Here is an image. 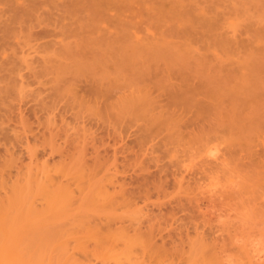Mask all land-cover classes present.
Instances as JSON below:
<instances>
[{
    "label": "rangeland",
    "instance_id": "obj_1",
    "mask_svg": "<svg viewBox=\"0 0 264 264\" xmlns=\"http://www.w3.org/2000/svg\"><path fill=\"white\" fill-rule=\"evenodd\" d=\"M94 223H123L118 262L148 242L135 263L245 264L264 243V0H0V264L118 263Z\"/></svg>",
    "mask_w": 264,
    "mask_h": 264
},
{
    "label": "bare ground",
    "instance_id": "obj_2",
    "mask_svg": "<svg viewBox=\"0 0 264 264\" xmlns=\"http://www.w3.org/2000/svg\"><path fill=\"white\" fill-rule=\"evenodd\" d=\"M213 148H214V147L210 148V149L212 150V153H211V154L213 155V156H211V158H214V159L217 158V159H218V157L216 156V155H217L216 152H218V151H217L218 149L216 150V147H215L214 149H213ZM209 154H210V153H209ZM214 156H215V157H214ZM218 156H219V155H218ZM37 164H38V163H37ZM37 164H36V165H37ZM46 164H48V163L46 162ZM47 166H48V165H47ZM38 167H39V166L37 165V168H38ZM40 167H41V166H40ZM42 167H43V166H42ZM48 167H49V166H48ZM34 168L36 169L35 165H34ZM50 168H51V167H50ZM39 169H41V168H39ZM39 169H37V170H38V172H37L38 174L40 173V172H39V171H40ZM55 169H56V168H55ZM37 170H35V171H37ZM41 170H42V169H41ZM43 170H44V172H47L46 168H45V169L43 168ZM48 170H49V168H48ZM52 170H53V169H52ZM54 171H55V170H53V172H54ZM37 173H36V174H37ZM36 174L34 173V175H33L34 177L31 178L32 180H33L35 177L38 178L39 175L37 174V176H36ZM40 174H41V173H40ZM55 174H56V173H54V176L56 177ZM45 175H46V174H45ZM50 175L53 176L52 173L49 174V175H48V173H47V175H46V177H45V180H46V179L48 180L49 178L51 179L52 176L50 177ZM79 175H81V174H79ZM61 176H62V174H61ZM64 176H65V175H64ZM75 176L77 177L78 175H75ZM76 177H74V178L76 179ZM81 177H82V175H81ZM81 177L78 178V183H79V184H80V180H79V179H80ZM37 178H36V180L34 179V181H32V180L30 179V181H29V185H31V184H30L31 181H32V182L34 183V185H35V184H36L35 181H38ZM40 178H41V180H42V179L44 180V178H42V177H40ZM52 179H54V178H52ZM56 179H57V181L55 180L56 182L53 181V183H55V184L52 185V186H53V187H52V188H53L52 190H49V188L51 189V185L48 186L49 183L51 184V181L48 180V183H47V180H46V181H43V180H42L43 183L46 182V188H45V189H46L48 192H49V191L52 192V191H59V190H60L59 188L61 187V190H60V191L63 192V190H64V192H65L64 194L66 195L68 192L66 193L65 190H67V188L70 187L69 189H70L71 191H69V192H71V194H70V193H68V194L71 195L70 198H71V197L73 198V199H71V201H73L72 203H74V201H75V200H74V195H76V194L72 193L73 189H71V185H69V183H68V185H69V187H68V185H66L67 183H66V182L64 183V181H61V180H60V181H61L62 184H61V183L57 184V182H58V178L56 177ZM41 180H40V181H41ZM42 181L39 182L40 185H41ZM82 181H84V180L82 179ZM82 181H81V183H82ZM76 182H77V181H76ZM76 182H75V183H76ZM109 182H110V183H109ZM109 182H108V185H109V186L112 185V186H113L112 188L109 187L106 183H103V184H101L100 186L97 185V186H99L98 189L94 187L95 189L93 190V191H96V192H97V190H98L97 193H98L99 195H101V194L104 193V192H100V191H102V189H103V191H106V193H104L103 195H101V196H105L104 198H105L106 200H108V201H105V202H109V200H110V202H113L112 200H115V199L118 198V197H115L114 199L112 198L113 191L116 192V190H117V189L115 188V184H114L115 181L110 180ZM113 182H114V183H113ZM63 183H64V184H63ZM78 183H77V184H78ZM37 184H38V183H37ZM37 184H36V185H37ZM77 184H76V185H77ZM85 184H86V182H85ZM105 184L107 185V187L105 186ZM110 184H111V185H110ZM29 185H28V187H29ZM40 185L38 184V186H37V187L35 186V188H38ZM58 185H60V187H59ZM65 185L67 186V188H66ZM43 186L45 187V184H43ZM47 186L49 187L48 189H47ZM55 186H56V187H55ZM63 186H64L65 189L62 188ZM87 186H88V184H87ZM58 187H59V188H58ZM77 187L79 188V185H77ZM80 187L83 188L84 186L82 187L81 184H80ZM85 187H86V186H85ZM88 187H89V189H90L91 186H88ZM101 187H102V188H101ZM108 187L111 188V190H110V189L108 190ZM24 188H25V187H24ZM55 188H58L59 190H58V189L56 190ZM78 188H77V189H78ZM81 188H80V190H81ZM105 188H106V190H104ZM113 188H114V189H113ZM211 188H212V187H211ZM27 189H28V188H27ZM40 189H42V188L39 187L38 192L40 191ZM45 189H43V190H41V191L39 192L41 195L43 194L42 197H43V196L45 197V198H44V201L52 202V199H55V200H56V198H55L56 195L61 196V194L55 193V194H54L55 196H54V195L49 196L48 198H50V200H48V198H47L46 196H48L49 194L46 195V196L44 195V194L47 193V191H44ZM69 189H68V190H69ZM83 189H84V188H83ZM92 189H93V188H92ZM115 189H116V190H115ZM24 190H25V189H24ZM68 190H67V191H68ZM78 190H79V189H78ZM80 190H79V191H80ZM99 190H100V191H99ZM120 190H121V189H120ZM120 190H119V192H120ZM209 190H210V189H209ZM42 191H43V192H42ZM90 191H91V189H90ZM107 191H108V193H107ZM122 191H125V192H126V190H125V189L123 190V188H122ZM122 191H121V192H122ZM211 191H212V190H211ZM41 192H42V193H41ZM45 192H46V193H45ZM81 192H82V191H81ZM81 192H79V193L81 194ZM91 192H92V191H91ZM117 192H118V190H117ZM110 193H111V194H110ZM122 193H123V192H122ZM130 193H131V192H130ZM108 194H109V195H108ZM72 195H73V196H72ZM89 195H90V193H88L86 196L88 197ZM91 195H92V194H91ZM96 195H97V194H96ZM115 195H116V194H115ZM121 195H124V194H120V196H121ZM52 196H53L54 198H53ZM58 196H57V197H58ZM93 196H94V193H93ZM106 196H107V197H106ZM108 196H109V197L111 196V197L109 198ZM61 197H62V196H61ZM61 197H60V198H61ZM64 197H65V196H64ZM75 197H76V196H75ZM122 197H123V196H122ZM122 197H121V198H122ZM66 198H67V197H65V200H66ZM83 198H84V197H83ZM89 198H92V197L89 196ZM97 198H98V200H100L101 197H98V196H97ZM107 198H108V199H107ZM45 199H47V200H45ZM61 199H62V198H61ZM61 199H57V200H58V201L56 200L57 202H55V200H54L53 203H51V204L48 203V202H45V203H46V204L48 203V207H50V205L52 206V204H54V203H55L54 205H57V206H58L60 202H63V203H64L63 199H62V200H61ZM87 199H88V198H87ZM118 199H120V198H118ZM128 199H129V196H128ZM128 199H127V202H128ZM42 200H43V199H42ZM60 200H61V201H60ZM67 200H68V199H67ZM88 200L90 201V199H88ZM88 200H86V201L89 202ZM102 200H103V199H102ZM59 201H60V202H59ZM69 201H70V199H69L66 203H64V205H63V203H61V206H62L63 208H65L66 205H67L66 209H67V208H68V209H67L66 211H68V212H69V210H70L69 208H71V209L73 208V207H71L70 204H67ZM84 201H85V199H84ZM86 201H85V202H86ZM94 201H95V200H94ZM103 201H104V200H103ZM116 201H117V200H116ZM121 201H123V200H121ZM129 201H130V199H129ZM58 202H59V203H58ZM87 202H86V203H87ZM105 202H104V203H105ZM110 202H109V204H111ZM119 202H120V201H119ZM119 202H116V204H117V205L121 204V202H120V203H119ZM72 203H71V204H72ZM90 203L92 204L91 201H90ZM97 203L99 204L100 202H97ZM118 203H119V204H118ZM123 203H124V205L126 204L125 200H124ZM49 204H50V205H49ZM65 204H66V205H65ZM113 204L116 205L115 203H113ZM68 205H69V206H68ZM72 205H73V204H72ZM105 205H106V203H105ZM105 205H104V206H105ZM111 205H112V204H111ZM114 205H113V206H114ZM121 205H122V204H121ZM121 205H119V206H121ZM98 206H102V204H101V205H98ZM104 206H103V207H104ZM119 206H118V207H119ZM46 207H47V206H46ZM53 207H54V206H52V208H53ZM62 207H61V208H62ZM121 207H122V206H121ZM54 208H57V207H54ZM63 208H62V209H63ZM75 208H78V206L75 207ZM115 208H116V207L114 206V209H115ZM57 209H58V208H57ZM62 209H61V210H62ZM73 209H74V208H73ZM140 209H141V208H140ZM63 210L65 211V209H63ZM63 210H62V211H63ZM70 211H71V210H70ZM138 211H139V210H138ZM65 215L68 216V214H66V213H65ZM75 215H76V214H75ZM85 215H86V214H85ZM220 215H221V214H219V216H220ZM76 216H77V215H76ZM68 217H69V216H68ZM73 217H74V223H76V222H75V216H73ZM78 217H79V216H78ZM78 217H77V218H78ZM82 217H83V216H81V218H82ZM220 217H221V216H220ZM69 218H70V217H69ZM71 218H72V217H71ZM79 218H80V217H79ZM82 219H83V218H82ZM136 219H137V218H136ZM71 220H72V219H71ZM86 221H87V219H86ZM88 221H89L88 223H90V220H89V219H88ZM135 221H137L136 223H138L139 218H138L137 220H135ZM83 222H84V220H83ZM99 222H100V221H99ZM139 222H140V221H139ZM70 223H71V222H70ZM77 223H80V225H81V220H80V222H77ZM85 223H86V222H85ZM85 223H84V224H85ZM88 223H87V224H88ZM95 223H96V222H95ZM95 223H94V227L99 229V228L101 227L100 224L98 225V227H96ZM104 223H105V222H104ZM133 223H134V222H133ZM133 223H131V224H133ZM84 224H83V225H84ZM87 224L85 225L86 227H83V228H84V230H86L87 233H89L88 236L90 237V235H91L92 237H93V236H94V237H97V239L95 238L96 240L94 239L95 241L101 243V242L99 241V240L101 239V240H103L102 242L105 244V245H103V243H101V245H100V244H98V243L96 242V243H97V246H96V245H95L96 243L93 244L94 241H91L92 238L89 239V237L87 236V237H88V241H89L90 243L92 242V244L95 246L94 249L97 248L96 250H98V245H99V249H100V248H102V250H103V249H106L107 252H106V251H103V252H102L101 250L99 251V252H102L101 254H103V255L105 254L103 257H106V256H107L106 253H107V254L109 253L108 255H110L111 252L114 251V253H116L117 251H118V252L120 251L119 249H121V251L119 252L118 256H116V255H114V253H112V254L114 255V258L116 257L115 260H114V263L118 262V261H119V255H120V253H121V252H124L123 254H125V249L129 247L128 245L131 243L130 241H132V240H129V241L127 242V239H126V237H125V234H127V233H124V234H123V232L125 231V229H123V228H122V230H124V231H122V233H121L122 235H118V233L120 234L119 230H121L120 226L123 227V225H121V224H123V223H120V224L117 226V228H118L119 230H118L117 228H111V226H109V225H106V226H108V228L104 226L105 228L108 229V231L111 230V229H112V230H115V229H116V231L118 230V231L116 232L117 234H115V232H113V231H112V234L110 233V231L107 232V231L104 229V227L100 228V230L103 229V232L106 231V232L108 233L107 236L112 235L111 238H113V239L110 238L111 240H110V239H107V238H105V239L103 238V237H106V234H107L106 232H105V235H103V236H102V234H104V233H101V235H100V234L97 232V233H98V234H97V233H96V230H97V231H99V230H98V229L93 230V229H95L94 227H91V228H90V229L93 230V231H91V232H90V231H87V230H89V229H86V228H87ZM90 224H91V223H90ZM90 224H88V226H89ZM107 224H108V223H107ZM76 225H77V224H76ZM83 225H82V226H83ZM134 225H135V223H134ZM82 226H81V227H82ZM99 226H100V227H99ZM125 226H126V225H125ZM89 227H90V226H89ZM109 227H110L111 229H110ZM115 227H116V226H115ZM92 228H93V229H92ZM125 228H126V230H128V229H127L128 227H125ZM129 229H130V228H129ZM134 229H135V230H134L135 232L140 231V230L137 231L136 227H135ZM139 229H140V228H139ZM150 230H151V228H150ZM94 231H95V232H94ZM128 231H129V230H128ZM132 231H133V230H132ZM134 231H133V233H131V234H133V236H134V234H137V233H135ZM99 232H100V231H99ZM126 232H127V231H126ZM140 232H141V231H140ZM152 232H153V231H152ZM87 233H86V235H87ZM90 233H91V234H90ZM92 233H93V234H92ZM94 233H95L96 235H98L99 238H98V236H95ZM109 233H110V234H109ZM138 233H139V232H138ZM113 234H114V235H113ZM129 234H130V232H129ZM129 234H128V235H129ZM141 234H142V233H141ZM149 234H150V233H149ZM250 234H251V233H250ZM250 234H249V240L251 239L250 236L253 235V233H252L251 235H250ZM115 235H116V236H117V235L120 236L119 240L121 239V241H122V243H121V241H120L121 245H120L119 241L116 242V243H115V241H114L115 244L112 243V242H113L112 240L116 239V238H115V237H116ZM128 235H127V236H128ZM78 236H80V234H79ZM82 236H83V234H82ZM113 236H115V237H113ZM118 236H117V237H118ZM121 236H122V237H121ZM129 236H130V235H129ZM149 236H150V235H149ZM259 236H260V235H259ZM123 237H125V238H124V241L122 240ZM135 237H136V236H135ZM143 237H145V236L143 235ZM143 237H142V238H143ZM146 237H147V235H146ZM146 237H145V239H146ZM236 237H237V236H236ZM238 237H239V236H238ZM238 237H237V238H238ZM241 237H242V236H240V238H241ZM245 237H246V236H245ZM252 237H253V236H252ZM256 237H258L257 234H256ZM256 237H255V238H256ZM260 237H262V236H260ZM260 237L258 238V240L260 239ZM80 238H81V236H80ZM128 238H129V237H128ZM133 238H134V237H133ZM136 238H137V237H136ZM136 238H135V239H136ZM147 238H148V237H147ZM149 238H150V237H149ZM242 238H244V237H242ZM81 239H83V238H81ZM81 239H80V241H81ZM84 239H85V238H84ZM84 239H83V240H84ZM129 239H130V238H129ZM152 239H153V238H152ZM238 239H239V238H238ZM247 239H248V238H247ZM262 239H264V237H262ZM117 240H118V238H117ZM125 240H126V241H125ZM143 240H144V239H143ZM143 240H142V241H143ZM150 240H151V238H150ZM233 240H234V239H233ZM243 240H244V239H243ZM255 240H256V239H255ZM106 241H108V242H107L108 245L106 244ZM140 241H141V239H140ZM148 241H149V240H148ZM260 241H261V240H260ZM85 242H87V241H85ZM110 242H111V243H110ZM129 242H130V243H129ZM149 242H150V241H149ZM83 243H84V242H82V247H83V246L85 247L86 244L89 245L88 242H87L86 244H84V245H83ZM109 243H110V244H113V245H112V246L110 245V247H109ZM128 243H129V244H128ZM134 243H135V242H134ZM142 243H144V242H142ZM147 243H148V242H145L144 245H143V244H139V245H141V248H140V250L138 249V250L140 251L139 254H140L141 252H143V253L146 252L145 254H146L147 257H145V258H148V253H149V252H147V250H146V248H148ZM233 243H234V242H233ZM132 244H133V243H132ZM87 245H86V249L88 248ZM106 245H107L108 247H106ZM119 245H120V246H119ZM137 245H138V244H137ZM146 245H147V247H144V246H146ZM234 245H235V247H236L237 249H239V248L236 246L237 244H234ZM101 246H102V247H101ZM118 246H119V247H118ZM125 246H126V248H125ZM127 246H128V247H127ZM130 246H131V244H130ZM134 246H136V245H134ZM248 246H249V245H248ZM248 246H247V247H248ZM105 247H106V248H105ZM121 247L125 248L124 251H123V248H121ZM143 247H144V248H143ZM150 247H152V246L150 245ZM244 247H245V246H244ZM247 247H245V249L249 250V253H248V251H244V252H246V253H244L245 256H246V257L244 256V258L246 259V260H244V261H245V262H244L245 264L250 263V261H251L253 264H256V263L261 264V262L264 263V243H262V241H261V242H257V243H256V242H255V243H251V247H249L250 249H248ZM91 248H92V247H91ZM107 248H111V250H112V249H113V250L110 251V252H108ZM114 248H116V250H115ZM117 248H119V249L117 250ZM131 248H132V247H131ZM138 248H139V247H138ZM92 249H93V248H92ZM94 249H93V250H94ZM135 249L137 250V248H135ZM141 249H144V250H141ZM148 249H149V248H148ZM152 249H154V248H152ZM152 249L150 248V250H152ZM156 249H157V247H156ZM241 249H242V248H241ZM96 250L94 251V253L96 252ZM131 250H132V249H131ZM131 250L128 252V253H129V256L132 255L131 252H132L133 254H134V252H135V256H136V254L138 253V251H136V250H134V251L132 250V251H131ZM150 250H149V251H150ZM161 250H162V249H160V252L162 253ZM87 251H88V250H87ZM126 251H128V249H126ZM158 251H159V250H158ZM242 251H243V250H242ZM90 252H91V251H90ZM99 252H97V254H99ZM105 252H106V253H105ZM118 252H117V253H118ZM151 252H152V251H150V255H152V257H149V258L153 259V258L155 257V256H153V254L155 255L156 251L154 252V250H153V254H151ZM163 252H164V250H163ZM143 253H142V254H143ZM158 253H159V252H157L156 255H157ZM161 253H160V254H161ZM164 253H165V252H164ZM213 253H214V252H213ZM240 253H241V252H240ZM247 253H248V254H247ZM139 254H137V256H138ZM142 254H141V255H142ZM145 254H143L142 256H144ZM125 255H128V254L126 253ZM162 255H165V254H162ZM162 255H161V256H162ZM240 255H241V254H240ZM247 255H248V257H247ZM129 256H128V257H129ZM132 256H133V255H132ZM132 256H130V258H132ZM137 256H136L135 259H139V260H141V262L144 261L143 258H142V259H143V261H142V259L140 258V255L138 256V258H137ZM213 256H215V255H213ZM133 257H134V256H133ZM156 257H157V256H156ZM216 257H217V256H216ZM240 257H241V256H240ZM240 257H239V258H240ZM106 258L108 259V257H106ZM120 258L122 259L123 257H120ZM130 258H129V259L127 258V261H128V262H118V263H116V264H139V261H138V260H136V261H138V262L135 263V259H134V258L130 259ZM167 258H168V257H167ZM104 259H105V258H104ZM154 259H155L156 263H157V260H159V259H156V258H154ZM205 259H206V258H205ZM205 259L203 258V259H202V260H203L202 262H204ZM212 259H214V261H212V263L217 264V263H216V258L213 257ZM212 259H211V260H212ZM217 259H219V257H218ZM102 260H103V258H102ZM129 260H133V261H129ZM211 260H210V261H211ZM220 260H221V259H220ZM242 260H243V259H242ZM247 260H248V261H247ZM103 261H104V260H103ZM121 261H122V260H121ZM160 261H161V260H160ZM160 261H158V262H159L158 264H160ZM169 261H170V260L168 259V262H169ZM225 261H226V260H225ZM108 262H109V261H108ZM108 262L106 261L107 264H108ZM141 262H140V264H142ZM145 262H146V264H148L147 261H145ZM145 262H144V263H145ZM152 262H153V261H152ZM152 262H151V263H152ZM162 262H163V261H162ZM227 262H228V261H227ZM246 262H248V263H246ZM106 263H104V264H106ZM151 263H150V264H151ZM156 263H152V264H156ZM172 263H173V261L171 260V264H172ZM197 263H199V262H197ZM204 263H205V262H204ZM204 263H202V264H204ZM207 263H208V264H209V263L212 264L211 262H208V261H207ZM90 264H91V263H90ZM112 264H113V262H112ZM161 264H164V262L161 263ZM165 264H166V263H165ZM167 264H170V262L167 263ZM174 264H175V263H174ZM176 264H177V263H176ZM194 264H196V263H194ZM199 264H201V263H199ZM205 264H206V263H205ZM227 264H228V263H227Z\"/></svg>",
    "mask_w": 264,
    "mask_h": 264
}]
</instances>
